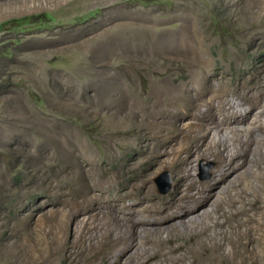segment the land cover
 I'll use <instances>...</instances> for the list:
<instances>
[{"label":"rangeland","instance_id":"1","mask_svg":"<svg viewBox=\"0 0 264 264\" xmlns=\"http://www.w3.org/2000/svg\"><path fill=\"white\" fill-rule=\"evenodd\" d=\"M148 26L185 41L182 28L197 29L190 40L210 62L202 84L231 88L239 101L264 96V0H0V264L236 261L220 244L225 224L212 223L223 221L224 198L247 165L220 167L188 149L174 159L182 132L173 126L191 118L167 105L164 124L147 128L150 83L191 73L179 55L160 54L157 66L143 60ZM231 135L221 137L233 150ZM164 171L170 188L160 193ZM205 193L184 221L170 218ZM109 214L113 223L146 220L133 247L115 249L120 238L95 230L82 239Z\"/></svg>","mask_w":264,"mask_h":264},{"label":"bare ground","instance_id":"2","mask_svg":"<svg viewBox=\"0 0 264 264\" xmlns=\"http://www.w3.org/2000/svg\"><path fill=\"white\" fill-rule=\"evenodd\" d=\"M146 28L148 35L144 41L143 60L157 66L160 54L167 53L175 58L181 56L186 60L191 73L185 81L173 78L167 80L164 77L167 81L162 78L163 80L155 81V84L150 83L147 96L151 101L146 110L145 125L147 128L159 129L164 124L165 117L161 114L164 112V105H167V112L172 115L182 114L191 118L188 123L172 125L182 132L179 138H175L174 159L188 149L187 151L196 156L213 155L220 167L226 163L241 167L247 165L243 183L239 184L234 194L224 198L223 221L216 219L212 224H225L220 244L231 246V253L236 259L234 264H264V96L255 100L251 97L250 101H239L235 99L237 96L231 88L224 87L221 90L219 83L215 87L202 84L201 80L210 62L199 55L190 40L197 29L183 27L181 33L189 38L185 41V38L177 36L174 31H164L162 36L150 33L149 26ZM255 107L258 108L252 113L251 110ZM224 131L231 133V139L236 142L233 150L229 148L227 136L221 137ZM255 131H258L259 137L255 135ZM183 170V167L179 168L180 172ZM183 177L187 179L188 174ZM184 184L189 188L193 182L187 179ZM208 194H203L204 198H193L189 203L180 204L170 218L177 217L184 221L206 202ZM90 198L91 196L86 203ZM90 210L88 217L96 218L98 211L94 207ZM126 219L129 224L121 219H116L113 223L109 214L103 230L96 225L89 226L82 239H91L95 230L101 236H108L110 241L114 240V243L117 242L116 237L120 238L115 249L133 247L135 225L146 220L134 219L133 216ZM183 259L184 255L163 257L164 263L173 262L172 264Z\"/></svg>","mask_w":264,"mask_h":264},{"label":"water","instance_id":"3","mask_svg":"<svg viewBox=\"0 0 264 264\" xmlns=\"http://www.w3.org/2000/svg\"><path fill=\"white\" fill-rule=\"evenodd\" d=\"M167 176H168L167 171H164L158 178H156V181H157V184H158V191L160 193H165L170 188L169 179H168V184L165 187H162V185H161V183L163 182V179L165 177L167 178Z\"/></svg>","mask_w":264,"mask_h":264}]
</instances>
